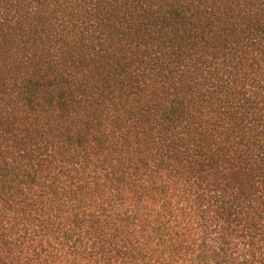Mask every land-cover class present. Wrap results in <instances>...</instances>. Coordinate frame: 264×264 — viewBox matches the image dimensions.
<instances>
[{"label": "trees", "instance_id": "trees-1", "mask_svg": "<svg viewBox=\"0 0 264 264\" xmlns=\"http://www.w3.org/2000/svg\"><path fill=\"white\" fill-rule=\"evenodd\" d=\"M0 264H264V0H0Z\"/></svg>", "mask_w": 264, "mask_h": 264}]
</instances>
